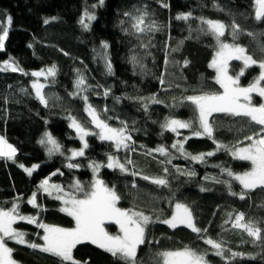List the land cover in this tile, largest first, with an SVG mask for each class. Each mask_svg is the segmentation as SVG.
I'll list each match as a JSON object with an SVG mask.
<instances>
[{
  "label": "trees",
  "instance_id": "1",
  "mask_svg": "<svg viewBox=\"0 0 264 264\" xmlns=\"http://www.w3.org/2000/svg\"><path fill=\"white\" fill-rule=\"evenodd\" d=\"M97 2L98 0H0V24L9 29L5 48L0 50V62L11 57L29 73L0 72V135L17 149L14 161L0 158V207L10 209L14 200L19 198L17 202L20 204L21 214L38 216L39 220L50 225L74 227V220L59 211L61 202L38 190L39 182L51 177L50 183L60 184L66 192L71 191L69 185L74 179L85 186L91 182L92 172L87 166L90 161L104 163L107 159L105 153L115 154L121 162L126 157H131L136 167L149 176L164 175L163 169L167 166L172 173L168 177L170 186L157 187L137 176L135 180L139 188L133 189L131 182L134 178L131 175L103 167L98 178L115 188L120 196L118 207L143 211L146 215H152L154 209H162L164 218H167L171 216L174 203L179 200L191 207L197 226L208 230L205 238L226 241L225 246L232 251L250 254L237 258L231 264H264V245H254L247 233L232 229L230 223L225 225V230L221 229L224 221L228 220L229 212H233V219L235 214L243 212L245 222L258 221L259 226L264 229V189L248 190L245 198L240 199L241 186L238 182L233 181V191L237 195L231 196L223 184L204 179L206 175L229 179L226 174H221L220 168L213 165H222L234 173H242L251 168L250 162L234 159L225 151L206 157V163L186 160L171 148L176 140L190 137L185 142V150L193 155L214 151L216 145L206 137L192 136L189 129L179 130L180 136L170 131L161 134V124L165 118H193L194 110L190 102L181 103L184 97L220 92L214 79L215 72L208 66L216 51V42L211 36L197 31L200 27L198 17L224 23L228 26L222 37L225 42H235L243 46L246 53L257 61L264 60V52L261 51V46H264V18L261 21L255 19L254 0ZM164 4L168 6H162ZM137 9H146L149 16L145 23L155 21L159 31L136 33L132 28L135 22L132 17L139 15ZM85 12L95 16L94 20H84L88 24L87 28L82 27L80 22ZM189 12L192 14L189 20L176 19L178 14ZM124 13L131 15L125 16ZM8 16L12 18L11 24L8 23ZM45 18L49 19L48 24L43 23ZM233 23L239 25L241 30L235 41L231 35ZM125 28L129 31L125 32ZM2 31L3 28H0V32ZM248 33L254 35L250 36ZM102 42L108 44L107 49L102 48ZM132 56L136 57V63L132 62ZM105 59L111 62L112 75L105 70ZM185 60L189 61L187 66L184 65ZM53 64L58 71L55 83H49L44 90L50 97L49 104L45 107L35 98L31 89V83L36 78L30 73L47 69ZM241 64L240 61L231 62L232 74L236 75L241 70ZM76 70L83 73L87 83L92 86L93 90L87 93L89 103L102 114V118L112 127H120V121H124L130 130L135 129L130 131L136 146L135 152L115 151L110 146L111 142H101L95 136H90L87 138L90 147L85 150V156L73 161L81 167H65L68 163L65 156L70 155L68 150L77 149L81 145L74 130L68 127L69 115L93 130L84 110L83 100L69 96L74 90ZM258 72L257 65L247 68L241 82H250ZM21 88L27 89L28 93H22ZM105 88L110 89L107 97L103 95ZM153 96L161 103L150 104L145 112L137 98ZM252 96L254 105L264 103L263 98L257 94ZM5 97L8 99L7 103ZM116 97H121L119 103L116 102ZM105 108L108 109L106 113ZM212 118L222 122L223 126L215 131L214 136L217 141L225 144L241 141V145H244L248 143L244 137L259 129V126L248 128L247 119H233L223 114H213ZM241 129L245 130L241 132ZM45 132L51 133L62 145L65 155L54 153L49 156L46 147L38 143ZM160 145L166 146L177 156L171 165L161 164L164 157L159 153L145 154L146 149H156ZM19 165L39 167L29 176ZM173 165L195 171L196 175L189 179L175 173ZM57 169L62 175L52 176ZM201 186L210 191H200ZM173 191L175 196L170 201ZM34 192L37 205L47 211H40L27 203ZM104 227L108 232L111 231L110 234H118V226L114 223L105 222ZM14 228L28 233L27 241L42 244L37 233L43 235V230L35 224L17 221ZM146 236L151 243L138 248L137 259L140 264H157V253L180 250L185 246L198 252L210 249L203 239L184 226L173 230L162 223H155L147 228ZM8 246L14 249L13 259L20 264H61L58 257L39 249L17 245L11 241ZM73 256L81 264H123L110 253L86 241L76 246ZM206 259L208 264H225V260L211 252Z\"/></svg>",
  "mask_w": 264,
  "mask_h": 264
},
{
  "label": "snow or ice",
  "instance_id": "2",
  "mask_svg": "<svg viewBox=\"0 0 264 264\" xmlns=\"http://www.w3.org/2000/svg\"><path fill=\"white\" fill-rule=\"evenodd\" d=\"M100 3L102 4L103 0H100ZM254 3L255 19L261 21L264 18V0H254ZM162 6L167 7L168 5L164 4ZM137 12L139 15L132 17L135 21L132 24V28L136 33L159 31V26L155 21L145 23L149 16L146 9H137ZM124 15L130 16L131 14L124 13ZM191 17L192 14L190 12L181 13L177 15L176 19L187 21ZM7 19L8 23L11 24V16H8ZM52 19L54 20L55 17ZM85 19L91 21L95 19V16L85 12L80 22L82 27L87 28L88 24L84 23ZM197 19L200 21V27L197 31L206 36H211L216 42V51L208 66L215 70V82L223 91L184 97L181 103L190 102L194 110L193 118L189 120L171 117L165 118L164 123L161 124V134L164 131H170L180 136V129H189L192 132V136L206 137L216 145L214 151L193 155L185 150V142L190 137L185 136L183 139H178L171 145V148L175 150V153L179 154V157L186 160L190 159L193 162L206 163V157H211L219 151H225L234 159L249 161L251 163V169L243 173H234L231 169L223 167L222 165H213V167L220 168L221 174H226L229 179L222 180L219 177L209 175L204 177L205 180L223 184L231 196L237 195L233 191V181L238 182L241 186L239 198L244 199L248 190L257 188L264 189V103H260L258 106L254 105L252 96L253 93H256L259 97L264 98V86L261 85V82L264 81V60L257 61L252 55L246 53V49L243 46L235 42L231 44L225 42L222 37L225 36V31L228 26L224 23L203 17H198ZM49 22L48 18H45L43 21L44 24H48ZM121 23L123 24V21ZM0 28H3V31L0 32V50H3L9 29L3 27L2 24H0ZM124 31L128 32L129 30L125 28ZM240 31L239 25L235 23L231 25L233 41L236 40ZM248 35L252 36L254 34L248 33ZM181 43L183 42L181 41ZM101 46L103 49L108 48L106 42H102ZM176 50L172 49V51ZM261 51L264 52V46H261ZM64 54L67 55V53ZM131 60L133 63H136L135 56H132ZM233 60L243 62V67L236 76L229 74V62ZM188 63L189 61H184L185 66ZM257 64L260 68L258 77L253 82H250L247 87L240 86V76L244 74L247 68ZM105 70L107 74H113L110 60L105 59ZM9 71L29 75L11 57L8 60L0 62V72ZM57 71L56 65L53 64L47 69L34 70L30 73L32 77L37 78L32 81L31 89L35 94V98L45 107L48 106L50 97L46 95L44 90L49 83H55ZM76 72V79L73 82L74 90L69 93V96L74 98L79 97L83 100L85 104L84 110L90 118V124L98 131L90 130L87 125L69 115L70 123L68 127L75 131L76 138L80 141L81 147L79 149L68 150L70 155L65 156V159L68 161L65 167L69 169L81 167L80 164L74 163L73 161L77 157L85 156V150L90 147L87 140L90 136H95L101 142H111L110 146L117 151L135 152V142L130 135V131H134L135 129L130 130L124 121H120V127H112L106 119H103L102 114L89 103L87 93L93 90L92 86L87 83V78L83 73L79 70H76ZM40 77H44V83L39 82ZM97 87L100 86L98 85ZM20 91L25 94L28 93V90L24 88H21ZM103 95L105 97L109 96L110 89L105 88ZM57 99L59 98L57 97ZM137 99L145 112L148 111L150 104L161 103L155 96L149 98L139 97ZM120 100L121 97H116L117 103ZM7 102L8 99L5 97V103ZM107 111L108 109L105 108L104 112L106 113ZM213 114H223L225 117H231L233 119H247L248 128L259 126V129L244 137L245 141L250 142L247 146H240L241 141H237L236 144H225L215 139V131L223 125L222 122L212 118ZM229 130L232 129L230 128ZM244 130L241 129L240 131L243 132ZM38 143L46 147L49 156L54 153L65 155L62 150V145L49 132H45ZM140 147L144 148L143 145H140ZM153 153H159L161 157H164L160 163L165 165H171L172 161L177 158L164 145H160L156 149L145 150L146 155H152ZM16 154L17 149L4 136L0 135V158L14 161ZM105 155L107 157L106 164L90 161L87 165L93 172V179L88 186L74 179L72 184L69 185L71 191L66 192L60 184L50 183L51 177L42 179L38 184L39 191L47 193L50 198L61 202L62 206L59 208V211L66 213L74 220V227L64 228L50 225L39 220L38 216L21 214L19 211L20 204L17 202L19 198L14 200L10 209L5 210L0 207V264H17L12 255L14 249L8 246V242L10 241L15 242L17 245H27L29 248L39 249L43 253L58 257L61 264H81L80 261L74 259L73 250L77 245L85 241L91 242L105 252L110 253L114 258L122 261L123 264H140V261L137 259L138 248L146 243H151L147 241L146 231L150 225L155 223H162L173 230L179 226H184L193 233H196L199 238L203 239L206 245L210 246V249H206L204 252H198L187 246L180 250L159 252L157 253V257L159 258L157 264H160V262L162 264H208L206 256L209 252L225 260V264H231L237 258L250 255L232 251L225 246L226 241L210 237L205 238L208 230L201 229L197 226L191 207L179 200L174 203L171 216L167 218H164L162 209H154L152 215H146L143 211L118 207L117 204L120 196L117 194L115 188L109 187L102 179L98 178L101 168L106 167L112 170H119L121 174L131 175L134 178L131 182L133 189L139 188L135 180L137 176L157 187L168 188L170 186L168 177L172 173L165 166L163 169L164 175L149 176L143 174V170L136 167V163L131 157H126L124 162H121L112 153H105ZM19 166L29 176L39 167L38 165H32L31 167ZM173 168L175 173L185 175L189 179L196 175L195 171L181 169L174 165ZM51 175H62V173L57 169ZM200 191H210V189L201 186ZM77 193L80 195H77ZM174 196L175 192L173 191L169 200L171 201ZM27 203L34 208H39L40 211H47V209L37 205L35 192L28 198ZM227 216L228 220H225L224 224L221 225L222 230H225V225L230 223L232 229L242 230V232L247 233V236L252 238L251 243L254 245H264V229L259 226L258 221L248 220L245 222V214L243 212L235 214L234 219L232 218L233 212L227 213ZM17 221H26L28 224H35L37 228L42 229L43 235L39 233L37 235L43 243L38 244L27 241L26 236L28 233L19 231L13 227ZM105 221L117 225L119 228L118 234H110L104 227ZM250 258L254 259L255 257ZM83 264H87V262H83Z\"/></svg>",
  "mask_w": 264,
  "mask_h": 264
},
{
  "label": "rangeland",
  "instance_id": "3",
  "mask_svg": "<svg viewBox=\"0 0 264 264\" xmlns=\"http://www.w3.org/2000/svg\"><path fill=\"white\" fill-rule=\"evenodd\" d=\"M97 4H100V0H98ZM211 60H212V59H211ZM231 62H232V61L229 62V74L232 75V76H236V75L232 74V72L230 71V67H231L230 65H231ZM240 62L242 63L241 65H242V67H243V62H242V61H240ZM257 66H258V64H257ZM242 67H241V68H242ZM250 67H251V66H250ZM258 67H259V66H258ZM212 69H213V68H212ZM213 70H214V69H213ZM214 72H215V70H214ZM239 72H240V71H239ZM239 72H238V73H239ZM244 73H245V72H244ZM259 73H260V68H259V72H258V74H256V76H255L250 82H253L254 79H255L256 77H258ZM215 75H216V72H215ZM243 75H244V74H243ZM214 77H215V76H214ZM241 77H242V76H240V79H239V84H240V86H242V87H247V86L249 85L250 82L243 84V83L241 82ZM36 79H37V78H36ZM39 82H40V83H44V82H45V81H44V77H40V78H39ZM261 85L264 86V81L261 82ZM218 86H219V85H218ZM219 87H220V86H219ZM222 91H223V90L220 88V92H222ZM217 93H218V92H217ZM253 94H256V93H253ZM253 94H252V95H253ZM263 100H264V98H263ZM69 123H70V122H69ZM93 130H94V131H98V130H96V129L94 128V126H93ZM180 130H181V129H180ZM74 132H75V131H74ZM75 137H76V133H75ZM248 143H250V142H248ZM248 143H246V144H244V145H241V146H242V147H243V146H247ZM80 147H81V145H80ZM80 147H79V148H80ZM79 148H77V149H79ZM114 150H115V149H114ZM115 151H117V150H115ZM114 155H115V154H114ZM106 163H107V159H106V161H105L103 164H106ZM250 164H251V163H250ZM88 168H89V167H88ZM250 169H251V168H250ZM250 169H249V170H250ZM90 170H91V169H90ZM247 171H248V170H247ZM91 172H92V170H91ZM242 173H243V172H242ZM92 179H93V172H92V178H91V181H92ZM99 179H100V178H99ZM81 183H82V182H81ZM82 184H83V183H82ZM89 184H90V183H89ZM61 206H62V205H61ZM61 206H60V207H61ZM5 210H7V209H5ZM73 222H74V221H73ZM105 222H108V221H105ZM74 226H75V223H74ZM13 227H14V225H13ZM117 231L119 232V228H118ZM109 232L111 233V231H109ZM114 235H115V234H114ZM86 242H88V241H86ZM42 243H43V241H42ZM90 243H91V242H90ZM17 264H20V263L17 262Z\"/></svg>",
  "mask_w": 264,
  "mask_h": 264
}]
</instances>
